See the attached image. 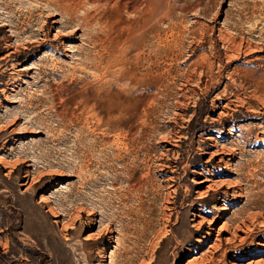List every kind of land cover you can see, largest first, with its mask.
Segmentation results:
<instances>
[{"label":"rangeland","instance_id":"1","mask_svg":"<svg viewBox=\"0 0 264 264\" xmlns=\"http://www.w3.org/2000/svg\"><path fill=\"white\" fill-rule=\"evenodd\" d=\"M263 260L264 0H0V264Z\"/></svg>","mask_w":264,"mask_h":264},{"label":"bare ground","instance_id":"2","mask_svg":"<svg viewBox=\"0 0 264 264\" xmlns=\"http://www.w3.org/2000/svg\"><path fill=\"white\" fill-rule=\"evenodd\" d=\"M224 115V114H223ZM213 156V155H212ZM204 181L209 182L210 180L205 179ZM262 262V261H261ZM264 264V260L262 262Z\"/></svg>","mask_w":264,"mask_h":264}]
</instances>
